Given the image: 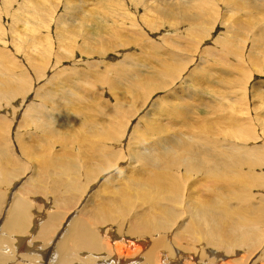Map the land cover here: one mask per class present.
<instances>
[{
  "label": "bare ground",
  "instance_id": "bare-ground-1",
  "mask_svg": "<svg viewBox=\"0 0 264 264\" xmlns=\"http://www.w3.org/2000/svg\"><path fill=\"white\" fill-rule=\"evenodd\" d=\"M226 5L227 11H245L250 21L258 20L257 14L264 16V0H227ZM152 7L157 12L158 6ZM207 7L210 5L205 1L181 3L179 13L181 21L190 26V35L188 32L186 36L191 47L196 37L207 30ZM173 10L162 7L158 11L170 15ZM238 22L226 36L239 45L237 55L232 52L234 47L223 51L232 74L211 73L218 82L221 78L229 80L231 89L237 87L232 78L235 70L246 61L250 65L264 62L259 56L264 54V21L257 24L256 36L249 39L245 31L255 26L249 21ZM105 23L100 25L107 27ZM112 28L107 34L90 32L84 41L93 43L85 44L87 50L81 54H104L102 50H92H96L93 45L99 40L108 44L105 52L113 45L116 47L112 50L130 45L142 48V56L136 57L131 50L126 53L120 61L124 65L115 68L114 77H108L109 92L116 105L99 102L93 107L86 101L87 97L91 99L89 92L82 94L86 85L93 86L108 74L99 69L103 62H88V71L67 55L70 50L64 54L47 50V63L34 59L28 62L36 80L47 78L34 91L36 101L27 103L23 99L25 106L21 110L16 107L21 111L20 120H16V109L11 107L10 114L12 122L16 120L19 125L13 130L16 149L20 146L36 158L31 167L20 168V158L12 153L8 141L10 119L7 124L0 115V264H264V196L255 193V189L264 191V150L241 142L246 127L235 120L234 107H195L202 101L190 95L195 81L191 84L186 77L181 81L187 87L176 88L174 79L184 75L191 61L183 63L184 54L175 46L180 55L173 53L177 56L174 59L163 56L166 53L160 46L145 41L140 34L137 36L141 39H133L137 26L131 34L123 32L124 36ZM104 35L118 38L117 45L116 41L109 43ZM177 38L187 39L181 35ZM247 41L251 48L246 56L243 44ZM185 42L182 41L189 44ZM52 56L54 63H50ZM232 56L236 58L235 65L229 62ZM65 61L71 63L62 67ZM1 66L0 101L31 90L28 72L12 74ZM80 72L86 77L85 83L76 78L77 82L69 84L72 74ZM56 78L61 80L57 83ZM225 87L228 89L226 84ZM140 88L150 94L156 90L169 94L166 99L162 97L164 103L158 100L143 114L146 107L141 106L150 99L138 92ZM255 91H259L258 95L263 92ZM191 100L194 104L187 102ZM26 127L30 128L23 133ZM128 129H132L129 134ZM62 133L67 138L61 141L73 142L74 147L66 146L61 154H54L51 140ZM72 137L75 138L71 140ZM35 139L43 143L41 152L32 144ZM121 163L125 165L119 167ZM104 176L106 179L99 184ZM14 179H23L24 183L17 187L4 210V190ZM93 185L97 190L91 204L87 201L82 205ZM34 196L41 199L34 203ZM45 197L51 199V205L49 199L44 201Z\"/></svg>",
  "mask_w": 264,
  "mask_h": 264
},
{
  "label": "rangeland",
  "instance_id": "rangeland-1",
  "mask_svg": "<svg viewBox=\"0 0 264 264\" xmlns=\"http://www.w3.org/2000/svg\"><path fill=\"white\" fill-rule=\"evenodd\" d=\"M186 1L188 0H0V59L2 60V62L0 60V65L3 66H1V68L3 69L7 67V69L12 74H20L24 72V74H26L28 72V74L26 75L29 76V79L31 80L30 87L33 88H30V93L28 92L25 95H19V97L16 96L17 98H11V100L8 99L9 101H0V107H2L0 108V115L1 117H5L3 118V121L7 124L11 122V124H9L10 138L8 139V141L13 148L12 153L18 154L17 157L18 159L20 158V163H18L20 168L24 165H27V167H31L32 164L36 163V158L30 156L23 149L21 150L20 146L19 150L16 149L13 142L15 141V134L13 132L16 131L17 127L19 126L18 123H16V120H20V110L21 107L25 106V101L27 103H29L30 101H36V97L34 99V91L39 88V86L41 87L43 85L42 83H45L47 79H43L44 81L36 80L35 74L31 70L28 62L34 59L38 62L45 61L47 63V50H51L50 52L52 54H64L65 51L70 50L71 53H68L67 55H72V59L81 62L79 64H81V66H83L84 69L88 71H90L89 67H87L88 62H103L101 63L102 67L99 65V69L107 71L108 74H104L100 78L99 82L93 85L96 86L95 88L90 85L91 83L88 84L90 85V88L88 87V85H86L84 90L85 93L82 92V94H86L89 92V95H86H91L90 97L92 100L87 97L86 101L89 103V105H93V107L99 106L103 102H107V106L108 102H112L116 105V99L112 97V92H109V85L107 84L108 77H114V74L116 73L115 68L123 64L120 61L126 53L131 50L130 52L134 53L135 56L138 57L141 54L142 48L136 45V47L134 45H130L127 47L119 46L117 50H112V48L116 47L113 45L111 49L107 50L108 52H105L103 50H105L108 44L103 40H99V42H95L96 44L93 45L96 50L94 48L92 50L97 51L99 49L102 50L101 52H103L104 54L96 53L94 54L95 56H83L81 54L82 52H85L87 50V47H84L85 44L93 43V41L91 40L84 41V39L88 38L90 32L96 33L97 31H99L100 33L107 34V30L110 31V27H113L112 29L116 30L117 32H121V35L124 36L123 32H128L127 34H131V29H136L135 27L137 26V33L136 31H133L135 34L131 36L133 39L140 38L139 36H137V34L142 35L144 40H150L152 44H157L158 46H160L162 48L160 49L161 52L166 53H164L165 55L163 56L173 57L175 59V57L177 56L173 53L178 54V51L180 54L183 53L184 56L181 55V61H183V63L185 64L186 62H191L185 68V72L183 73L184 75L179 74V76H182L174 79L176 88L187 87L186 85L188 84L184 81H181V78L186 77V81L190 82L191 84L192 81H195V87L191 85L190 95L194 94L192 95L193 98H195L194 100H196V98H199V101H202V103H198L195 107H234L235 110H233L232 112L235 120H239L238 122H243L246 127V130H244L246 136L241 135V142L249 143L252 146L262 147V149L264 150V62H256L259 65H256L255 63L250 65V61H246V63H244V66H240L238 70H235L236 72L234 71V76L232 78L235 77V81L237 82L236 89H231L229 87L231 86L230 84H228L230 82L229 80H226L225 82V80L221 78V81L218 82L217 80H214L211 75V73H215L216 75L220 72H227L232 74V68H229V63L225 60V52L223 51H226V49H232V47H234L235 49L233 48L232 52L234 53L235 51L234 54L237 55L236 51L237 49H239V45L235 42H230V40L226 38V36H229L227 35L228 31L234 28V22L236 20H239V22L244 24L245 22L248 23L249 21L251 26L254 25L255 27L252 30L248 28L247 31H245V37L248 38L250 36L249 38H251L256 36L259 27L257 26V24L259 25L260 22L264 21V16L257 14V17L260 18L256 21H250L249 19L251 17L245 16L247 15L245 11H238L237 13L234 11H227L224 8L225 6H228L226 5L227 0H191L205 1L210 5V7H207V11L209 13V20H207L205 24L207 30L202 36L196 37L197 39L194 41V45L191 47L192 44L189 43L190 41L188 40V36H186V33L188 32L190 35V26L188 25V23H183L181 21L182 18L179 13L181 3H184ZM229 1L230 0H228V2ZM153 5H155V8L158 6V10L163 7L172 10L176 8V11L173 10L170 15H162L157 9V12L154 11V8L152 7ZM211 7L212 9H210ZM199 8L200 7L198 6L197 9ZM194 10L196 11V9ZM95 19L96 21H94ZM106 20H108V23L106 22ZM153 21H155L153 25L152 23L149 25L147 24ZM100 23L102 25L105 23L108 26L103 27L102 25H100ZM62 33H64V36L66 35V38L62 37ZM180 35L184 36V38L187 39H178L177 37H179ZM244 35L245 33L242 34L243 37ZM104 36L107 41L110 40L109 43H114L116 41L115 45H117L118 38H110L108 35ZM33 41H35L36 43ZM150 41L149 43H151ZM182 41H186L185 43L189 44L184 45ZM222 43L225 44L223 45ZM66 44L67 46L64 47V45ZM250 44L251 43H249L248 41L246 42V44H243V47H246L245 49H243L245 55L248 54L247 52L251 48ZM174 46L178 49V51L174 50ZM221 47L223 48V50H221ZM169 48H171V50H169ZM218 50H220L221 52ZM206 53H208L207 56H205ZM73 55L75 56V58L73 57ZM4 56L7 58H5ZM259 56L261 58H264L263 53H260ZM49 59H51L50 63L56 62L54 56L50 57ZM235 59L236 58L234 56L229 58V62L232 63L231 65L236 64ZM245 59H247V57ZM106 62L107 64H105ZM70 63L71 62L69 61H65L61 64V66H69ZM71 65H73V63ZM105 65L108 67H106ZM110 65L113 66L110 67ZM142 70L145 72L147 71L146 68H142ZM148 70H152V68ZM72 75L73 79H69V84L77 82L75 81L76 78H79L80 81H83L85 83L86 77L83 78L81 72ZM59 79L61 80V78L55 79L57 83V80ZM234 82L233 86L235 85ZM99 83L100 85L98 86ZM225 84L226 86H228V89H226ZM82 85L84 84L82 83ZM91 87H93V89ZM172 88L175 89L174 87ZM140 89L138 92H141V95L147 97L146 99H150L147 101V103L144 102L143 106H141L146 107L142 111L143 114L146 113L151 104H156L158 100L163 101L169 94L160 90H156L153 92L151 91L152 93L150 94L148 90L146 92V89ZM258 89L263 91V96L260 93L258 95L259 91H255ZM187 94L188 93L185 92L184 95L186 96ZM97 95H101V97ZM180 95L183 96V92ZM162 97L164 99H162ZM186 97H188V95ZM194 100L187 102H191V104H194ZM11 107L14 109H16V107H20V110L16 109L17 112H19L14 123L12 122V116H10V114L13 113ZM159 107L163 108L166 106H160L159 104ZM203 111L204 110H202L201 112ZM8 114L10 117L8 116L7 118ZM202 114L205 113L203 112ZM169 118L170 117H168V119ZM8 119H10V122ZM134 124V121H132V126ZM130 127L131 126L129 124L128 128ZM29 128L30 127L22 128L23 130L21 131L23 133L28 132ZM32 131H34V129H32ZM131 131L132 129H128L126 133L128 132L129 134ZM64 135L65 133H62L57 138H54V141L51 140L52 143L50 144V149L52 153L61 154L64 147H74L72 146L73 142L69 143L61 141L67 138H63L65 137ZM74 138L75 137H72L71 140H73ZM38 140L39 139L33 140L32 144H35V148H37L38 151L41 152L43 143H38ZM124 165L125 163H121L119 167H122ZM106 176H104L105 178H100L99 184L102 183L103 179H106ZM15 181H17V179H14L12 181L13 184L9 187H6V189L4 190L7 191V198L5 202L6 205L4 204V210L7 208L10 197L12 198L15 194L14 192H16L17 187H21L24 183L22 182L24 181L23 179L17 182ZM96 190L97 187L93 185L92 191L82 199V205L83 203L87 204V201L89 204H91L90 201L94 197V192ZM255 190L256 194L260 193L259 195L257 194V196H264L263 190ZM39 198L34 196L31 199L34 201V203H36ZM45 198L46 200L44 199V201H48L49 198ZM50 201L51 199H49L48 202L50 203ZM49 205H51V203ZM82 205H79V207H81ZM4 215H2V219ZM63 228H66V226H64ZM239 251H241V255H243V250Z\"/></svg>",
  "mask_w": 264,
  "mask_h": 264
}]
</instances>
